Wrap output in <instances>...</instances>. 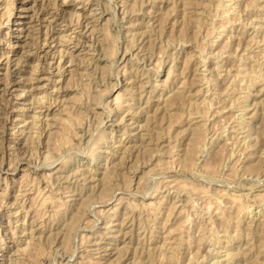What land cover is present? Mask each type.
Listing matches in <instances>:
<instances>
[{"label":"rangeland","instance_id":"obj_1","mask_svg":"<svg viewBox=\"0 0 264 264\" xmlns=\"http://www.w3.org/2000/svg\"><path fill=\"white\" fill-rule=\"evenodd\" d=\"M6 1L8 2V0H0V55L5 53L0 58V264H17L19 261L21 262L20 264H152L153 262V264H159L160 261L158 259L160 260L161 258L159 257L163 255L160 256V251L157 247L164 243L163 238H165L164 236H166L165 234L168 230L170 231L171 229H174L178 236L181 237V243L179 242L176 245V250L173 252L176 256L171 253L172 255L166 257L167 260H163V262H167L165 264H249V262H245L249 261L250 258L256 259L257 257L260 259L259 261L263 260L262 264H264L262 251L264 206L262 202L258 201L264 197V73H262L264 72V0H252L254 2L251 0H225L227 3L231 1L228 3V7L232 4L229 8L232 9L228 10L230 13L228 12L227 16L229 17L225 13L226 19L221 16L223 10L221 9V12L216 9L220 7L216 2L218 1L219 4H222V2L225 3L224 0H197L200 3V7H198L199 4L197 3L195 8L200 13L201 19L199 21L203 24H199L200 22L196 20L197 15L195 16L194 13H186L185 15L183 10V2L185 0H67L69 4H63L65 0H44V4L48 2L44 7L49 11H56L58 6H64L67 9L66 19L64 18L65 22L63 21L59 23L60 25H56L60 38L55 42L50 41L53 48L51 47L52 51H50L48 56H45L42 51H37L36 47L40 45V39L32 38V36H36L33 31L36 32L38 27L41 26L42 30L48 28L49 15L46 16V20L41 21V25H38V22L32 18L35 16L38 5L42 3V0H11L13 3L11 4V16H7L8 13L4 14L8 8ZM195 1L194 3H196ZM208 2L211 4L206 5ZM251 2L255 4L250 5ZM202 3L206 7H201ZM249 6L251 7L249 8ZM174 7L176 8L175 11H173ZM89 12L92 13L90 14ZM193 15L195 21L193 20ZM256 15L259 16L257 17ZM85 16L88 17L86 18ZM7 18H10V20L8 21ZM77 19L78 21L75 22ZM86 21L90 24L87 25ZM225 23H227L226 26L228 28L226 33H223L224 38L221 36L219 38L221 41L217 40L219 24L225 25ZM197 25H199V29ZM260 25L262 26L260 27ZM85 26H87V29H85ZM91 26L94 28L91 29ZM200 28L202 29L200 30ZM213 29L215 30L211 32ZM227 39L229 43H227ZM91 40L92 42H90ZM247 41H251L253 45ZM208 42H213L212 44L210 43L211 48ZM223 42L229 45H224ZM76 43L78 44L77 46L75 45ZM85 43L88 44L86 45ZM102 46L104 47L103 50ZM196 47L198 48L196 49ZM62 48L64 49L63 51H61ZM243 49H245V52ZM191 53H193V56H191ZM196 53L199 54L197 55ZM62 54H64V58L68 56V60L72 59V57L74 59L73 63L64 64V71H58L55 66L61 61L59 57ZM210 54L211 56H209ZM7 55L11 58L10 63L5 58ZM54 55L55 58L53 57ZM247 55L248 57L245 58ZM189 56L191 57L190 59ZM243 58L245 61L244 69L246 72L248 70L250 74L247 73V77L243 78V82H241L242 80H236L235 76L238 74L237 70H239ZM49 63L53 66L49 67V70L47 69L49 72H38L39 68ZM185 64L187 65L185 66ZM34 66L37 67L34 68ZM184 67H189V69L186 68V70ZM205 67L207 68L205 69ZM9 69L15 70L13 74L10 73L11 70ZM66 69L68 70L66 71ZM6 71H9L10 74ZM86 73L87 75H85ZM259 75H263V77H259ZM254 77L255 79H253ZM15 78L17 82L6 87ZM247 78H250V81L252 78L254 81L250 82ZM203 79H206V81ZM165 81L168 84H165ZM189 81L193 84L189 83ZM180 85L184 86V94L187 98L184 97L185 99L177 100L178 103L181 101L179 103L180 109H178L177 105L173 112L167 111L163 106L165 105V100L167 98H175L177 92L182 88ZM129 90L133 93H130ZM195 90H197V94ZM118 92L124 95L120 94V99L124 103L119 102L120 99L117 98ZM174 92H176V95ZM190 92H193V95H188ZM171 94L172 96L175 95V97H172ZM243 96H246V98L249 96L248 100L243 98ZM92 97H96L98 100L96 98L94 100ZM188 97H191L190 100ZM41 99L42 101H40ZM191 99L196 101V104ZM198 99H201L200 102L205 101L206 104L200 105L201 103L198 102ZM184 101L187 102L185 103ZM189 102L190 104H188ZM193 102L194 106L191 104ZM184 103L186 105H183ZM197 103L200 105L198 106L199 108L196 106ZM245 104L248 106H245ZM156 108L158 109L157 111H160H156L157 114L155 113ZM181 110L185 112V115H178L180 113L184 114ZM196 110L200 111L199 114ZM153 111L158 117L163 113L161 117L165 116V118L163 117L165 120L161 117L158 118L153 114ZM192 111L203 116V119L207 118L206 120L204 119V122H206L204 123L203 132V135L206 136H203L205 141L202 139L201 144L198 146L199 150L197 149V152L201 153L196 152L197 155H194L195 160L193 157L194 161L191 160V163L187 162L186 166L187 153L185 151L187 152L188 150L189 153L191 150L189 146L192 147L191 143H193L192 137L194 136L191 134H193V125L196 124L194 121L199 120H189L190 114L188 115V113ZM212 111L217 114L214 115ZM205 112L207 115H205ZM173 114H175L174 117L172 116ZM153 117H157L160 126L154 123L156 118ZM148 118L154 121L148 120ZM160 118L163 120L161 121ZM244 118L245 120H243ZM170 119L173 122H170ZM220 120L224 123H221ZM146 123L150 127L147 128ZM166 125L173 127L169 129ZM161 126L163 128L167 127L168 131L172 130L171 133L169 132V135H166L167 128L164 131ZM153 127L157 129L151 130ZM149 128L152 132L151 135ZM184 128L188 129L184 131ZM217 129L221 130L218 131ZM158 130L161 131L159 133L161 136L157 134L156 131ZM236 130L237 132H235ZM179 131H182L181 134L183 133L185 136L183 134L180 135ZM142 132H147V134ZM103 135L106 140H104ZM63 136L69 138L67 143H62L60 138ZM156 136L157 138H155ZM99 137L102 139L100 140ZM178 137L179 139H177ZM204 137L207 138L205 139ZM147 138H150L149 141H146L148 140ZM228 139L230 142L226 141ZM190 141L191 143L189 144ZM155 142L157 145H155ZM202 142L206 145H202ZM171 145L175 146L171 148L172 151L169 149ZM148 146L150 148L153 146L152 150L150 149L151 152L147 149ZM220 147H222V150L225 149V151L223 150L219 153ZM217 149L218 151H216ZM123 150L126 154H123ZM168 150L170 151L167 152ZM174 154L177 158L171 159L170 157H173ZM178 156L179 160L181 159L183 162L180 163L178 161ZM224 156H227V158ZM161 159L162 162H160ZM165 159L171 162L169 161L168 164L163 161ZM175 159L177 160L174 164L173 161ZM157 161H159V164ZM210 165L212 168H210ZM183 166L186 168L184 169ZM83 173L84 175H82ZM108 173L110 180L107 179ZM68 174L69 177L67 178ZM102 176L106 178L103 180ZM179 181H181L180 184ZM66 183L67 185H65ZM102 185L108 187L106 188ZM198 188H200V191L205 192L203 194L206 197L200 191L199 194L203 197L199 196L198 192H196ZM178 189H181L182 192ZM183 189H186L184 190L185 192ZM75 190L77 192H74ZM102 190L108 192L104 193ZM217 191H226L225 193L227 194L229 192L240 194L241 197L244 195L242 198H245V202L248 198L247 203L252 207V210L249 207L251 210L249 212L251 213L248 212L246 215L239 213L234 205L224 199L227 203L224 200L221 203L224 204L225 202L227 205L222 204L221 207L223 206V209L227 211V213L224 212L226 215H221L220 217L218 214L219 217L218 215L215 216L214 200L219 194V192L217 194ZM210 192L213 194L212 197ZM258 194L261 196L259 199H257ZM89 197L90 200L87 199ZM46 198L48 201L44 202L43 200ZM161 200H165L164 203L162 201V205ZM209 200L212 201L209 202ZM82 201H85V203L83 202L84 205L81 203ZM143 203H146V205ZM150 203L151 206L153 203L152 208L156 209L157 207V210L154 211L151 206L147 208ZM183 203L184 206L186 205L185 207ZM62 204H66L65 208L64 206L61 208ZM208 204L213 205L214 211L210 210V213H208ZM229 204L233 207L228 206ZM56 205H58V208ZM59 209L63 210V212L59 211ZM79 209H81V212ZM60 213L65 216H61L62 214L60 215ZM74 213H77L76 216ZM112 214L115 216H112ZM72 215L75 219L71 218ZM224 216H226L225 219H223ZM180 219L186 225L180 223ZM179 224L182 227L181 229L178 227ZM226 226L230 229L226 230ZM176 227L177 229L175 230ZM31 228H33L34 232ZM157 228L160 229L158 230ZM224 229L227 232H224ZM235 229H238V231L240 229V238H235V235H233L236 234ZM260 231L263 232L261 233ZM189 236L191 245H189L187 240ZM183 238H186L185 241ZM202 239L203 241H201ZM255 242H259L257 243L258 245ZM100 246L102 248L109 246L108 250H114V252L110 255L101 253L105 251L104 249L99 250ZM251 246H254L251 251L253 254L250 251L248 252L249 249H247ZM25 248L26 250H24ZM151 250L155 252H151ZM157 251L158 253H156ZM97 253L101 254L98 255ZM168 253L164 255L167 256ZM157 254L158 258L155 256ZM254 255L257 256L253 257ZM151 256L153 257L152 259ZM169 256L171 260H168ZM149 258L152 260H150L151 263H149ZM155 259L157 263L153 261ZM163 262L161 263L164 264Z\"/></svg>","mask_w":264,"mask_h":264},{"label":"bare ground","instance_id":"obj_2","mask_svg":"<svg viewBox=\"0 0 264 264\" xmlns=\"http://www.w3.org/2000/svg\"><path fill=\"white\" fill-rule=\"evenodd\" d=\"M85 1H86V0H85ZM127 1H128V0H127ZM127 1H126V2H127ZM152 1H153V0H152ZM182 1H183V0H182ZM194 1H195V0H185V1L183 2V4H184V5H183V10L185 11V15H186V13H194L195 16L197 15V16H196V17H197L196 20L199 21V20L201 19V18H200L201 16H200V13L197 12V10H196L197 8H195V7H196L195 4H197L198 2H197V0H196V1H195L196 3H194ZM224 1H225V0H224ZM226 1H227V0H226ZM226 1H225V3L222 2V4H224V5H222L221 3L219 4L218 1L216 2V4H217L218 6H220V7L222 6L221 8H220V7H217L216 9H219L220 11H221V9L223 10L224 15H223V13H222L221 16H222V18L225 17V19H226V16L228 15V12L230 13V11H228V10H231V9H232V8L229 9V8L232 6V4H231L230 7H228V3L231 2L232 0L229 1L228 3H227ZM251 1H252V0H251ZM261 1H263V0H261ZM61 2H62V1H61ZM87 2H89V1H87ZM96 2H97V1H96ZM249 2H250V1H249ZM252 2H254V1H252ZM252 2H251L250 5H254V4H255V3L252 4ZM7 3H8V4H7ZM124 3H125V2H124ZM174 3H175V1H174ZM205 3H206V2H205ZM235 3H236V2H235ZM256 3H257V1H256ZM262 3H263V2H262ZM11 4H13L11 0H8V2L6 1V5H8V8L6 9V12H4V14H7V13H8L7 16H8V15L11 16V9H12V8H11V7H12ZM45 4H46V3H45ZM45 4H44V0H42V3H41L40 5H38L39 7H38L37 11L35 12V16H33L32 18H33L35 21L38 22V25H41V21L46 20V16L49 15V16H50V18H49L50 20H49L48 17H47V19L49 20V23H48V25L46 24V25L48 26V28H46L45 30H42V29H41V26L38 27V28H37L38 30H36V32L33 31V32L35 33L36 36H34V37L32 36V38L35 39V37H36L37 39H40V42H41V43H40L39 46L36 47V48H37V51H42V52L44 53L45 56H48V55H50V54H49L50 51H52V50H51L52 45H51L50 41L55 42L58 38H60V37H59V36H60L59 31L56 30V25H60V24H59L60 22H63V21L65 22L64 18L66 19L65 16H66L67 9H66L64 6H63V7L58 6V9H57L56 11H52V10L49 11V10H47V9L44 7ZM47 4H48V2H47ZM47 4H46V5H47ZM54 4H55V2H54ZM54 4H52V5H54ZM63 4H69V3H68L67 0H65V1L63 2ZM131 4H132V3H131ZM134 4H135V3H134ZM198 4H199L198 7H200V3H198ZM203 4H204V3H202L201 7L204 6ZM210 4H211V3L208 2V4H206V5H210ZM212 4H213V3H212ZM225 4H227V5H225ZM237 4H238V3H237ZM1 5H2V4H1ZM10 5H11V6H10ZM50 5H51V4H50ZM61 5H62V4H61ZM173 5H174V4H173ZM173 5H172V6H173ZM206 5H205L204 7H206ZM217 5H216V6H217ZM9 6H10V7H9ZM48 6H49V5H48ZM212 6H213V5H212ZM234 6H235V5H234ZM237 6H238V5H237ZM261 6H263V5L261 4ZM94 7H95V6H94ZM175 7H177V6H175ZM175 7H174L173 11H175V9H176ZM213 7H214V6H213ZM247 7H248V3H247ZM247 7H246V8H247ZM250 7H251V6H249V8H250ZM259 7H260V6H259ZM91 8H93V7H91ZM99 8H100V7H99ZM178 8H179V5H178ZM178 8H177V9H178ZM210 8H211V6H210ZM214 8H215V7H214ZM236 8H237V7H236ZM254 8H255V7H254ZM54 9H55V8H54ZM216 9H214V10L216 11ZM233 9H234V8H233ZM93 10H94V9H93ZM125 10H126V9H125ZM147 10H148V9H147ZM178 10H179V9H178ZM178 10H177V11H178ZM208 10H209V9H208ZM219 10H218V11H219ZM116 11H117V10H116ZM148 11H149V10H148ZM148 11H147V12H148ZM180 11H181V10H180ZM220 11H219V12H220ZM121 12H122V10H121ZM142 12H143V11H142ZM152 12H153V11H152ZM221 12H222V11H221ZM221 12H220V13H221ZM234 12H235V11H234ZM2 13H3V12H2ZM89 13L91 14L92 12H89ZM94 13H95V11H94ZM210 13H211V11H210ZM215 13H216V12H215ZM220 13H219V14H220ZM225 13H226V16H225ZM262 13H263V12H262ZM4 14H3V15H4ZM78 14H80V13H78ZM99 14H100V13H99ZM130 14H131V13H130ZM202 14H203V13H202ZM211 14H212V13H211ZM80 15H81V14H80ZM83 15H84V14H83ZM85 15H86V14H85ZM101 15H102V14H101ZM153 15H154V14H153ZM188 15H190V14H188ZM147 16H148V15H147ZM210 16H211V15H210ZM214 16H215V15H214ZM256 16H257V15H256ZM258 16H259V15H258ZM258 16H257V17H258ZM85 17H86V16H85ZM87 17H88V16H87ZM87 17H86V18H87ZM132 17H133V16H132ZM149 17H150V16H149ZM189 17H190V16H189ZM193 17H194V15H193ZM208 17H209V16H208ZM215 17H216V16H215ZM227 17H229V16H227ZM263 17H264V16H263ZM98 18H99V17H98ZM106 18H107V16H106ZM190 18H191V17H190ZM203 18H204V17H203ZM211 18H213V17H211ZM230 18H231V17H230ZM255 18H256V17H255ZM7 19H8V21L10 20V18H7ZM69 19H70V17H69ZM147 19H148V18H147ZM194 19H195V17L193 18V20H194ZM213 19H214V18H213ZM259 19H260V18H259ZM72 20H73V19H72ZM87 20H88V19H87ZM70 21H71V19H70ZM77 21H78V19H77L75 22H77ZM84 21H85V20H84ZM194 21H195V20H194ZM209 21H210V20H209ZM209 21H208V22H209ZM213 21H214V20H213ZM213 21H212V22H213ZM228 21H229V19H228ZM1 22H2V21H1ZM80 22H81V20H80ZM86 22H87V21H86ZM147 22H148V21H147ZM149 22H150V20H149ZM199 22H200V21H199ZM70 23H71V22H70ZM96 23H97V22H96ZM150 23H151V22H150ZM201 23H202V22H200L199 24H201ZM252 23H253V22H252ZM61 24H62V23H61ZM78 24H79V22H78ZM84 24H85V23H84ZM89 24H90V23L87 22V25H89ZM131 24H132V23H131ZM133 24H135V23L133 22ZM143 24H144V23H143ZM197 24H198V23H197ZM202 24H203V23H202ZM213 24H214V23H213ZM85 25H86V24H85ZM104 25H105V24H104ZM150 25H151V24H150ZM219 25H220V26L218 27L219 30H218V33H217L218 35L216 34V35H217V36H216V37H217V40H220L219 38H220L221 36L223 37V33L225 34V33H226V30H227V28H228V26H226L227 23H225V25H224V24H222V25L219 24ZM195 26H196V25H195ZM198 26H199V25H197V28H198ZM212 26H215V25H212ZM261 26H262V25H260V27H261ZM85 27H86L85 29H87V26H85ZM91 27H92V26H91ZM133 27H134V26H133ZM136 27H137V26H136ZM253 27H255V26H253ZM34 28H35V27H34ZM93 28H94V27H92L91 29H93ZM148 28H149V27H148ZM211 28H212V27H211ZM218 28H217V29H218ZM255 28H256V27H255ZM198 29H199V28H198ZM201 29H202V28H200V30H201ZM94 30H95V29H94ZM200 30H199V32H200ZM214 30H215V29H213L211 32H213ZM30 31H31V30H30ZM99 31H100V30H99ZM103 31H104V30H103ZM88 32H89V31H88ZM195 32H196V31H195ZM199 32H198V33H199ZM211 32H209V33L212 35ZM104 33H105V31H104ZM145 33H146V32H145ZM149 33H150V32H149ZM229 33H230V32H229ZM241 33H242V32H241ZM252 33H253V32H252ZM32 34H33V33H32ZM91 34H92V33H91ZM126 34H127V33H126ZM214 34H215V33H214ZM242 34H243V33H242ZM104 35H105V34H104ZM230 35H231V34H230ZM87 36H89V35H87ZM92 36H93V35H92ZM101 36H102V35H101ZM209 36H210V35H209ZM213 36H214V35H213ZM213 36H212V38H213ZM225 36H226V35H225ZM228 36H229V35H228ZM66 37H68V36H66ZM106 37H107V36H106ZM106 37H105V38H106ZM207 37H208V36H207ZM231 37H232V35H231ZM252 37H253V35H252ZM76 38H77V37H76ZM101 38H102V37H101ZM223 38H224V37H223ZM66 39H67V38H66ZM214 39L216 40V38H214ZM214 39H213V40H214ZM64 40H65V39H64ZM213 40H212V41H213ZM224 40H226V39H224ZM251 40H252V39H251ZM66 41H67V40H66ZM220 41H221V40H220ZM255 41H256V40H255ZM36 42H37V41H36ZM90 42H92V40H91ZM101 42H102V41H101ZM247 42H248V41H247ZM249 42H251V41H249ZM249 42H248V43H249ZM70 43H71V42H70ZM88 43H89V42H88ZM88 43H87V44H88ZM102 43H104V42H102ZM204 43H205V42H204ZM208 43H209V42H208ZM210 43H211V42H210ZM210 43H209V44H210ZM212 43H213V42H212ZM212 43H211V44H212ZM227 43H229L228 39H227ZM227 43H224V42H223L224 45H226ZM251 43H252V42H251ZM256 43H257V42H256ZM12 44H13V43H12ZM85 44H86V43H85ZM87 44H86V45H87ZM107 44H108V43H107ZM211 44H210V48H211ZM215 44H216V41H215ZM217 44H218V42H217ZM230 44H231V43H230ZM35 45H36V44H35ZM57 45H58V44H57ZM75 45L77 46L78 44L76 43ZM90 45H91V44H90ZM108 45H109V44H108ZM206 45H207V44H206ZM227 45H229V44H227ZM252 45H253V43H252ZM139 46H140V45H139ZM213 46H215V45L213 44ZM222 46H223V45H222ZM248 46H249V44H248ZM248 46H246V47H248ZM81 47H82V45H81ZM108 47H109V46H108ZM140 47H141V46H140ZM140 47H139V48H140ZM52 48H53V47H52ZM103 48H104V47L102 46V50H103ZM197 48H198V47H196V49H197ZM217 48H218V47H217ZM222 48L224 49V47H222ZM226 48H227V47H226ZM249 48H250V47H249ZM251 48H252V47H251ZM218 49H220V48H218ZM245 49H246V48H245ZM245 49H243V51H244ZM63 50H64V49L62 48L61 51H63ZM100 50H101V49H100ZM106 50H107V49H106ZM108 50H109V49H108ZM126 50H127V49H126ZM193 50H194V49H193ZM246 50H247V49H246ZM260 50H261V49H260ZM66 51H67V50H66ZM87 51H88V50H87ZM205 51H206V50H205ZM216 51H217V50H216ZM222 51H223V50H222ZM225 51H226V50H225ZM68 52H69V51H68ZM124 52H125V51H124ZM209 52H210V51H209ZM211 52H212V51H211ZM244 52H245V51H244ZM256 52H257V51H256ZM204 53H205V52H204ZM215 53H216V52H215ZM218 53H219V52H218ZM229 53H230V52H229ZM250 53H252V52H250ZM250 53H249V55H250ZM4 54H5V53H4ZM4 54H1V55H0V58H2V57L4 56ZM53 54H54V53H53ZM59 54H61V53L59 52ZM64 54H65V53H64ZM64 54H62V55L59 57L61 61H62V58H63V61H62V62L60 61L59 64H57L58 67L55 66V67L58 69V71L63 70V68H64V66H65L64 64H66V63H67V64H68V63H73V59H74V58L71 56L72 59H70V58H71V57H70V58H69L70 60H68V59H67V57H68L67 54H66L67 57H65V58H64V56H63ZM73 54H74V53H73ZM137 54H138V53H137ZM145 54H146V53H145ZM151 54H152V53H151ZM192 54H193V53H191V56H193ZM196 54L198 55L199 53H196ZM200 54H201V53H200ZM225 54H226V53H225ZM257 54H258V53H257ZM9 55H10V53H9ZM9 55H7V57H5V58H7L8 63L11 62V58L9 57ZM69 55H70V54H69ZM74 55H75V54H74ZM99 55H100V54H99ZM102 55H103V54H102ZM134 55H135V54H134ZM148 55H149V52H148ZM213 55H214V53H213ZM223 55H224V54H223ZM244 55H245V54H244ZM244 55H243V57H244ZM255 55H256V54H255ZM263 55H264V54H263ZM57 56H58V55H57ZM130 56H131V55H130ZM143 56H144V55H143ZM149 56H150V55H149ZM151 56H152V55H151ZM195 56H196V55H195ZM209 56H211V54H210ZM231 56H232V55H231ZM250 56H251V55H250ZM250 56H249V57H250ZM253 56H254V55H253ZM253 56H252V58H253ZM259 56H260V55H259ZM51 57H52V56H51ZM53 57L55 58V55H54ZM104 57H105V56H104ZM200 57H201V56H200ZM200 57H199V58H200ZM246 57H248V55L245 56V58H246ZM101 58H102V57H101ZM126 58H127V57H126ZM126 58H125V59H126ZM145 58H146V57H145ZM190 58H191V57L189 56V59H190ZM193 58H194V57H193ZM216 58H217V57H216ZM84 59H85V58H84ZM140 59H141V58H140ZM149 59H150V58H149ZM201 59H202V58H201ZM201 59H200V60H201ZM204 59H205V56H204ZM250 59H251V58H250ZM5 60H6V59H5ZM19 60H20V59H19ZM88 60H89V59H88ZM158 60H159V59H158ZM198 60H199V59H198ZM211 60H212V59H211ZM242 60H243V61H242V63H240V66H239L240 68H239V70H237V71H238V72H237L238 74L235 76V77H236V78H235L236 80H242L243 78L247 77V73H249V71L247 70V68H246L247 72H246L245 69H244V68H245V66H244V65H245V64H244V63H245L244 58H243ZM251 60H252V59H251ZM25 61H26V60H25ZM155 61H156V60H155ZM189 61H190V60H189ZM201 61H203V60H201ZM214 61H215V60H214ZM220 61H221V60H220ZM220 61H219V62H220ZM240 61H241V60H240ZM240 61H239V62H240ZM246 61H247V60H246ZM20 62H21V61H20ZM82 62H83V61H82ZM160 62H161V61H160ZM27 63H28V62H27ZM95 63H96V61H95ZM95 63H94V64H95ZM158 63H159V62H158ZM162 63H163V61H162ZM187 63H188V62H187ZM204 63H205V62H204ZM16 64H17V63H16ZM16 64H15V66H16ZM39 64H40V63H39ZM78 64H79V63H78ZM124 64H125V63H124ZM156 64H157V63H156ZM156 64H155V66H156ZM195 64H196V63H195ZM195 64H194V65H195ZM219 64H220V63H219ZM236 64H237V63H236ZM247 64H248V63H247ZM69 65H71V64H69ZM69 65H68V66H69ZM89 65H90V64H89ZM97 65H98V64H97ZM97 65H96V66H97ZM135 65H136V64H135ZM159 65H160V64H159ZM186 65H187V64H185V66H186ZM78 66H79V65H78ZM93 66H94V65H93ZM125 66H126V65H125ZM144 66H145V65H144ZM144 66H143V67H144ZM195 66H196V65H195ZM202 66H203V65H202ZM222 66H223V65H222ZM251 66H252V65H251ZM8 67H9V66H8ZM16 67H17V66H16ZM31 67H32V66H31ZM36 67H37V66H36ZM36 67L34 66V68H36ZM47 67H48V68H47ZM49 67H53V66L50 65V63H49V64H47L46 66L44 65L42 68H39L38 72H39V71H40V72L48 71V70H49ZM147 67H148V66H147ZM157 67H158V66H157ZM157 67H156V68H157ZM170 67H171V66H170ZM215 67H216V66H215ZM247 67H248V66H247ZM66 68H67V67H66ZM98 68H99V67H98ZM131 68H132V67H131ZM140 68H141V67H140ZM184 68L186 69L187 67H184ZM206 68H207V67H205V69H206ZM237 68H238V67H237ZM262 68H263V67H262ZM7 69H8V68H7ZM47 69H48V70H47ZM68 69H70V68H68ZM68 69H66V71H67ZM73 69H74V68H73ZM78 69H79V68H78ZM144 69H145V68H144ZM148 69H149V68H148ZM150 69H151V68H150ZM187 69H189V67H188ZM187 69H186V70H187ZM250 69H251V68H250ZM254 69H256V68H254ZM9 70H11V69H9ZM33 70L37 71L36 69H33ZM64 70H65V69H64ZM64 70H63V71H64ZM74 70H75V69H74ZM123 70H124V68H123ZM141 70H142V69H141ZM155 70H156V69H155ZM172 70H173V69H172ZM198 70H200V69H198ZM252 70H253V68H252ZM256 70H257V69H256ZM256 70H255V71H256ZM14 71H15V70H13V71L11 70L10 73L13 74ZM69 71H71V70H69ZM72 71H73V70H72ZM80 71H81V70H80ZM94 71H95V70H94ZM127 71H128V70H127ZM260 71H262V70H260ZM6 72H7V71H6ZM33 72H34V71H33ZM48 72H49V71H48ZM85 72H86V71H85ZM89 72H90V71H89ZM91 72H92V71H91ZM146 72H147V71H146ZM194 72H195V71H194ZM194 72H193V73H194ZM252 72H253V71H252ZM257 72H258V70H257ZM7 73H9V71H8ZM10 73H9V74H10ZM81 73H82V72H81ZM171 73H172V72H171ZM174 73H175V72H174ZM204 73H205V72H204ZM253 73H254V72H253ZM262 73H264V72H262ZM14 74H15V73H14ZM41 74H42V73H41ZM77 74H78V73H77ZM82 74H83V73H82ZM135 74H136V73H135ZM137 74H138V73H137ZM154 74H155V73H154ZM249 74H250V73H249ZM251 74H252V73H251ZM255 74H256V72H255ZM85 75H87V73H86ZM146 75H147V74H146ZM169 75H170V72H169ZM174 75H175V74H174ZM180 75H182V74L180 73ZM183 75H184V74H183ZM206 75H207V74H206ZM257 75H258V74H257ZM257 75H256V76H257ZM5 76H6V75H5ZM13 76H14V75H13ZM72 76H73V75H72ZM88 76H89V75H88ZM141 76H142V75H141ZM143 76H144V75H143ZM193 76H194V74H193ZM196 76H197V75H196ZM198 76H199V75H198ZM210 76H211V75H210ZM217 76H218V75H217ZM217 76H216V77H217ZM261 76L263 77V75H259V77H261ZM18 77H19V76H18ZM20 77H21V76H20ZM169 77H170V76H169ZM171 77H172V76H171ZM194 77H195V76H194ZM204 77H205V76H204ZM249 77H250V75H249ZM251 77H252V76H251ZM196 78H197V77H196ZM205 78H206V77H205ZM263 78H264V77H263ZM38 79H39V78H38ZM140 79H141V78H140ZM207 79H208V78H207ZM209 79H210V78H209ZM218 79H219V78H218ZM229 79H230V78H229ZM247 79H248V78H247ZM249 79H250V78H249ZM249 79H248V80H249ZM253 79H255V77H254ZM256 79H257V78H256ZM260 79H261V78H260ZM89 80H90V79H89ZM126 80H127V79H126ZM135 80H136V79H135ZM183 80H184V79H183ZM195 80H196V79H195ZM199 80H200V79H199ZM203 80H204V79H203ZM232 80H233V79H232ZM244 80H245V79H244ZM257 80H258V79H257ZM56 81H57V80H56ZM56 81H55V82H56ZM145 81H146V80H145ZM148 81H149V80H148ZM185 81H186V80H185ZM204 81H206V79H205ZM209 81H210V80H209ZM213 81H214V80H213ZM230 81H231V79H230ZM249 81H250V80H249ZM251 81L253 82L254 80H252V78H251ZM251 81H250V82H251ZM261 81H262V79H261ZM263 81H264V79H263ZM15 82H17V79H16V78H15L14 80L12 79V81H10V82L7 84L6 87H9L10 84H13V83H15ZM190 82H191V81H189V83H190ZM193 82H195V81H193ZM234 82L236 83V81H234ZM239 82H240V81H239ZM241 82H243V80H242ZM250 82H249V83H250ZM255 82H256V81H255ZM144 83H145V82H144ZM158 83H159V82H158ZM171 83H172V82H171ZM191 83H192V82H191ZM198 83H199V82H198ZM218 83H219V82H218ZM139 84H140V83H139ZM148 84H149V83H148ZM156 84H157V83H156ZM159 84H160V83H159ZM161 84H162V83H161ZM163 84H164V83H163ZM165 84H168V83H166V81H165ZM192 84H193V83H192ZM201 84H202V83H201ZM215 84H216V83H215ZM228 84H229V83H228ZM236 84H237V83H236ZM252 84H253V83H252ZM58 85H59V84H58ZM89 85H90V84H89ZM182 85H184V84H182ZM182 85H180V87H181ZM196 85H197V84H196ZM216 85H218V84H216ZM238 85H239V84H238ZM157 86H158V85H157ZM192 86H193V85H192ZM249 86H251V85H249ZM254 86H255V85H254ZM263 86H264V85H263ZM263 86H262V87H263ZM89 87H90V86H89ZM140 87H141V86H140ZM164 87H165V86H164ZM178 87H179V86H178ZM183 87H184V86H182V88H181L180 90H179V88H178L179 91L177 92V95L175 94L176 92H174V94L176 95V97H175V95L172 96V94H171V96H172V97H175V98L172 99V98H170V97H171V96H170V97H169L170 99L167 98V100H165L166 102H165V105H163V106L165 107V109H166L167 111H172V112H173V110L175 109V107H176L177 105H178L177 107H179V105H180L179 103H181V101L178 103L177 100H178V99H179V100H180V99H183L184 97L187 98L186 95L184 94V88H183ZM218 87H219V85H218ZM232 87H233V86H232ZM239 87H240V85H239ZM34 88H35V87H34ZM128 88H130V87H128ZM131 88H132V87H131ZM135 88H136V87H135ZM196 88H197V87H196ZM226 88H227V87H226ZM5 89H7V88H5ZM92 89H93V88H92ZM164 89H165V88H164ZM190 89H191V88H190ZM190 89H189V90H190ZM200 89H201V88H200ZM207 89H208V88H207ZM231 89H232V88H231ZM234 89H236V88L234 87ZM251 89H252V88H251ZM95 90H96V88H95ZM198 90H199V88H198ZM261 90H262V89H261ZM96 91H97V90H96ZM129 91H130V90H129ZM138 91H139V90H138ZM162 91H163V90H162ZM185 91H186V90H185ZM187 91H188V90H187ZM196 91H197V90H195V93H196ZM225 91H226V90H225ZM229 91H230V90H229ZM235 91H236V90H235ZM238 91H240V90H238ZM238 91H237V92H238ZM242 91H243V90H242ZM93 92H94V91H93ZM131 92H132V91H130V93H131ZM188 92H189V91H188ZM204 92H205V91H204ZM204 92H203V94H204ZM207 92H208V91H207ZM232 92H233V91H232ZM118 93H119V94H117V98L120 99V98H121V96H120L121 93H120V92H118ZM132 93H133V92H132ZM139 93H140V92H139ZM152 93H153V92H152ZM172 93H173V92H172ZM195 93H194V94H195ZM200 93H201V90H200ZM247 93H248V92H247ZM250 93H251V92H250ZM190 94L193 95V92H192V93L190 92L188 95H190ZM196 94H197V93H196ZM196 94H195V96H197ZM228 94H229V93H228ZM245 94H246V92H245ZM248 94H249V93H248ZM91 95H92V94H91ZM91 95H90V96H91ZM93 95H94V94H93ZM97 95H98V94H97ZM121 95H122V94H121ZM147 95H148V94H147ZM152 95H153V94H152ZM198 95H199V94H198ZM207 95H208V94H207ZM242 95H243V94H242ZM118 96H119V97H118ZM122 96H124V95H122ZM215 96H216V95H215ZM239 96H240V95H239ZM93 97H94V96H93ZM93 97H92V99L95 100L96 97H95V98H93ZM203 97H204V95H203ZM248 97H249V96H247V98H248ZM42 98H43V97H42ZM46 98H48V97H46ZM51 98H52V97H51ZM128 98H129V97H128ZM185 98H184V99H185ZM190 98H191V97H188L189 100H190ZM194 98H195V97H194ZM194 98H193V99H194ZM211 98H212V97H211ZM225 98H226V97H225ZM243 98H245L246 100H248V99L246 98V96H245V97L243 96ZM38 99H40V98H38ZM96 99H97V98H96ZM165 99H166V98H165ZM188 99H187V101H189ZM213 99H214V98H213ZM215 99H216V98H215ZM219 99H220V98H219ZM229 99H230V97H229ZM237 99H238V98H237ZM52 100H53V99H52ZM54 100H56V99H54ZM89 100H90V99H89ZM89 100H88V101H89ZM97 100H98V99H97ZM149 100H150V99H149ZM149 100H148V101H149ZM191 100H192V99H191ZM194 100H195V99H194ZM194 100H192V101H194ZM198 100H199V99H198ZM200 100H201V99H200ZM200 100H199L198 102H200ZM38 101H39V100H38ZM40 101H42V99H41ZM128 101H129V99H128ZM146 101H147V100H146ZM150 101H151V100H150ZM187 101H186V102H187ZM206 101H207V100H206ZM208 101H209V100H208ZM235 101H236V99H235ZM55 102H56V101H55ZM82 102H83V101H82ZM90 102H91V101H90ZM119 102H123L122 99H120ZM182 102H183V101H182ZM184 102H185V101H184ZM186 102H185V103H186ZM194 102H195V104H196V101H194ZM194 102L191 103V104H193V106H194ZM202 102H204V103H202ZM230 102H231V101H230ZM233 102H234V101H233ZM237 102H238V101H237ZM38 103H39V102H38ZM42 103H43V102H42ZM49 103H50V102H49ZM53 103H54V102H53ZM53 103H52V104H53ZM123 103H124V102H123ZM125 103H126V101H125ZM185 103H184L183 105H186ZM200 103H201L200 105L206 104L205 101H201ZM207 103H208V102H207ZM218 103H219V102H218ZM244 103H245V102H244ZM254 103H255V102H254ZM256 103H257V102H256ZM259 103H260V102H259ZM263 103H264V102H263ZM36 104H37V103H36ZM40 104H41V103H40ZM43 104H44V103H43ZM43 104H42V105H43ZM47 104H48V103H47ZM47 104H46V105H47ZM102 104H103V103H102ZM116 104H117V103H116ZM119 104H121V103H119ZM119 104H118V106H120ZM127 104H129V103H127ZM188 104H190V102H189ZM240 104H241V103H240ZM240 104H239V105H240ZM114 105H115V104H114ZM130 105H131V104H130ZM200 105L197 103V105H196L197 108H199L198 106H200ZM211 105H212V103H211ZM217 105H218V104H217ZM223 105H224V104H223ZM251 105H252V104H251ZM257 105H259V104H257ZM35 106H36V105H35ZM85 106H86V105H85ZM118 106H117V107H118ZM121 106H122V104H121ZM161 106H162V105H161ZM161 106H160V108H161ZM205 106H206V105H205ZM228 106H229V105H228ZM230 106H231V104H230ZM245 106H248V105L245 104ZM245 106H244V108H245ZM252 106H253V105H252ZM263 106H264V104H263ZM46 107H47V106H46ZM86 107H87V106H86ZM141 107H142V106H141ZM158 107H159V106H158ZM203 107H204V106H203ZM212 107H213V106H212ZM33 108H34V107H33ZM111 108H112V107H111ZM120 108H121V107H120ZM120 108H119V109H120ZM181 108H182V107H181ZM187 108H188V107H187ZM200 108H201V107H200ZM209 108H210V107H209ZM209 108H208V109H209ZM246 108H247V107H246ZM34 109H35V108H34ZM48 109H49V107H48ZM116 109H117V108H116ZM138 109H139V108H138ZM178 109H180V107H179ZM183 109H184V108H183ZM203 109H204V108H203ZM203 109H202V110H203ZM211 109H212V108H211ZM218 109H219V108H218ZM222 109H223V108H222ZM222 109H221V111H222ZM233 109H234V108H233ZM241 109H242V107H241ZM252 109H253V108H252ZM35 110H36V109H35ZM157 110H158V109L156 108L155 113H156ZM202 110H201V111H202ZM209 110H210V109H209ZM235 110H236V109H235ZM127 111H128V110H127ZM136 111H137V110H136ZM141 111H142V110H141ZM167 111H166V112H167ZM196 111H197V110H196ZM204 111H205V110H204ZM217 111H218V110H217ZM253 111H254V110H253ZM144 112H145V111H144ZM157 112H160V111H157ZM164 112H165V111H164ZM181 112H183L184 114L180 113V114H178L179 116H180V115H181V116H182V115H185V112H184V111L181 110ZM192 112H193V111H192ZM192 112H191V113H188V115L190 114V115H189V118H190L189 120H190V121H193V120H195V119H199V120H197V121L195 120V121H194V122H196L195 125L192 124V125L194 126L193 131H192L194 135H193V134H191V135L194 136V137L191 136V137L193 138V139H192V140H193V143H191L192 140L189 142V144L191 143V145H192V147L189 146V148H191L190 152L188 153V150H187V152L185 151V153H187V156L185 155V156H186V159H185V160H186V162H185V163H186V166H187V162H190V163H191V160H192V161L195 160L194 155H197L196 152H197L198 146L201 144V140L203 139V136H206V135H203L204 127H205V126H204V123L206 122V121L204 122V119H205V118L203 119V116L198 115L200 111H199V112L197 111L198 114H197V112H195V113L193 112V114H192ZM208 112H209V111H208ZM212 112H213V111H212ZM229 112H230V111H229ZM34 113H35V112H34ZM134 113H135V112H134ZM136 113H137V112H136ZM146 113H147V112H146ZM201 113H203V112H201ZM201 113H200V114H201ZM205 113H206V112H205ZM221 113H222V112H221ZM221 113H220V115H221ZM230 113H231V112H230ZM129 114H130V113H129ZM132 114H133V113H132ZM150 114H151V113H150ZM153 114H154V111H153ZM153 114H152V116L156 115L157 113L154 114V115H153ZM162 114H163V113H162ZM162 114L159 115V117H161ZM168 114H169V113H168ZM168 114H167V115H168ZM170 114H171V112H170ZM194 114H195V115H194ZM196 114H197V115H196ZM213 114H214V112H213ZM213 114H212V115H213ZM215 114H217V113H215ZM215 114H214V115H215ZM231 114H232V113H231ZM241 114H242V113H241ZM241 114H240V115H241ZM252 114H253V113H252ZM33 115H34V114H33ZM33 115H32V116H33ZM94 115H95V114H94ZM124 115H125V114H124ZM174 115H175V114H173L172 116L174 117ZM188 115H187V116H188ZM205 115H207V113H206ZM212 115H211V116H212ZM228 115H230V114H228ZM234 115H235V113H234ZM234 115H232V117H234ZM243 115H244V114H243ZM245 115H246V114H245ZM35 116H36V115H35ZM122 116H123V115H122ZM131 116H132V115H131ZM150 116H151V115H150ZM150 116H149V117H150ZM152 116H151V117H152ZM156 116L158 117V115H156ZM172 116H171V117H172ZM225 116H226V114H225ZM230 116H231V115H230ZM252 116H253V115H252ZM257 116H258V115H257ZM37 117H38V116H37ZM135 117H136V116H135ZM146 117H147V116H146ZM157 117H153V118H156V119H154V120H156V122H154V123H157V124H159V126H160V123H158L159 120L157 119ZM159 117H158V118H159ZM163 117L165 118V116H163ZM163 117H161V118H163ZM168 117H169V116H168ZM171 117H170V118H171ZM199 117H200V118H199ZM232 117H231V118H232ZM144 118H145V117H144ZM161 118H160V120H161ZM164 118H163V119H164ZM184 118H185V116H184ZM187 118H188V117H187ZM187 118H186V119H187ZM241 118H242V117H241ZM36 119H37V118H36ZM122 119H123V118H122ZM129 119H130V118H129ZM132 119H133V118H132ZM132 119H131V120H132ZM146 119H147V118H146ZM149 119H151V118H148V120H149ZM163 119H162V120H163ZM179 119H180V118H179ZM181 119H182V117H181ZM206 119H207V118H206ZM206 119H205V120H206ZM209 119H210V118H209ZM124 120H125V119H124ZM151 120H152V119H151ZM151 120H150V121H151ZM154 120H152V121H154ZM157 120H158V121H157ZM162 120H161V121H162ZM164 120H165V119H164ZM184 120H185V119H184ZM187 120H188V119H187ZM187 120H186V122H187ZM214 120H215V119H214ZM243 120H245V118H244ZM35 121H36V120H35ZM150 121H148V122H150ZM161 121H160V122H161ZM169 121H170V122H173L171 119H170ZM169 121H167V122H169ZM210 121H211V120H210ZM220 121H221V120H220ZM220 121H219V122H220ZM223 121H224V120H223ZM127 122H128V121H127ZM170 122H169V123H170ZM244 122H246V121H244ZM35 123H36V122H35ZM128 123H130V122H128ZM131 123H132V122H131ZM133 123H134V122H133ZM187 123H188V122H187ZM217 123H218V121H217ZM221 123H224V122L221 121ZM111 124H112V123H111ZM137 124H138V123H137ZM137 124H136V125H137ZM146 124H147V123H146ZM146 124H145V125H146ZM151 124H152V123H151ZM237 124H238V123H237ZM248 124H249V123H248ZM248 124H247V125H248ZM35 125H36V124H35ZM46 125H47V124H46ZM51 125H52V124H51ZM55 125H56V124H55ZM152 125H153V124H152ZM168 125H169V124H168ZM168 125H166V126L169 127ZM214 125H215V124H214ZM218 125H219V124H218ZM250 125H251V124H250ZM250 125H249V126H250ZM36 126H38V125H36ZM44 126H45V125H44ZM47 126H48V125H47ZM166 126H165V127H166ZM190 126H191V123H190ZM233 126H234V125H233ZM241 126H242V125H241ZM251 126H252V125H251ZM30 127H31V126H30ZM48 127H49V126H48ZM48 127H47V128H48ZM60 127H61V126H60ZM143 127H144V126H143ZM145 127H146V126H145ZM148 127H150L149 124H147V128H148ZM157 127H158V126H157ZM167 127H166V128H167ZM171 127H173V126H171ZM171 127H169V129H171ZM187 127H188V126H187ZM208 127H209V126H208ZM215 127H216V126H215ZM242 127H243V126H242ZM129 128H130V126H129ZM161 128H163V127L161 126ZM166 128H163V130L166 129ZM190 128H191V127H190ZM216 128H217V127H216ZM224 128H225V127H224ZM60 129H61V128H60ZM64 129H65V128H64ZM153 129H154V127L151 128V130H153ZM156 129H157V128L155 127L154 130H156ZM185 129L187 130L188 128H184V131H186ZM221 129H223V128H221ZM221 129H220V130H221ZM232 129H233V127H232ZM251 129H252V127H251ZM24 130H25V129H24ZM31 130H32V129H31ZM61 130H63V129H61ZM148 130H150V128H149ZM151 130L149 131V132H150V135H151V133H152ZM154 130H153V131H154ZM161 130H162V129H161ZM191 130H192V128H191ZM205 130H207V129H205ZM212 130H213V129H212ZM217 130H218V129H217ZM220 130H218V131H220ZM252 130H253V129H252ZM59 131H60V130H59ZM59 131H58V132H59ZM99 131H100V130H99ZM164 131H165V130H164ZM164 131H163V132H164ZM167 131H168V128H167V130H166V133H167L166 135H169L168 133H169V132L171 133L172 130H169L168 132H167ZM188 131H189V130H188ZM241 131H242V130H241ZM48 132H49V131H48ZM51 132H53V131H51ZM58 132H57V134H58ZM88 132H89V131H88ZM88 132H87V133H88ZM139 132H140V131H139ZM156 132H157L158 135H160L159 133H160L161 131L158 130V131H156ZM156 132H155V134H156ZM179 132H180V131H179ZM181 132H182V131H181ZM181 132L179 133L180 135L183 134V133L181 134ZM212 132H213V131H212ZM212 132H211V133H212ZM216 132H217V131H216ZM216 132H215V133H216ZM235 132H237V130H236ZM245 132H246V131H245ZM249 132H250V131H249ZM249 132H248V133H249ZM6 133H7V132H6ZM20 133H21V132H20ZM31 133H32V132H31ZM49 133H50V132H49ZM55 133H56V132H55ZM122 133H123V132H122ZM142 133H144V132H142ZM142 133H141V134H142ZM145 133L147 134V132H145ZM145 133H144V134H145ZM153 133H154V132H153ZM211 133H210V134H211ZM239 133H240V132H239ZM263 133H264V132H263ZM26 134H28V133H26ZM53 134H54V133H53ZM53 134H52V135H53ZM90 134H91V133H90ZM101 134H102V132H101ZM101 134H100V135H101ZM104 134H105V132H104ZM162 134H164V133H162ZM189 134H190V131H189ZM204 134H205V133H204ZM216 134H217V133H216ZM259 134H260V133H259ZM31 135H32V134H31ZM31 135H30V136H31ZM58 135H59V134H58ZM64 135H65V134H64ZM100 135H99V136H100ZM142 135H143V134H142ZM150 135H149V136H150ZM153 135H154V134H153ZM153 135H152V136H153ZM164 135H165V134H164ZM176 135H178V134H176ZM183 135H184V134H183ZM207 135H208V134H207ZM231 135H232V134H231ZM233 135H234V133H233ZM241 135H242V134H241ZM249 135H250V134H249ZM260 135H262V134H260ZM28 136H29V135H28ZM56 136H57V135H56ZM103 136H104V135H103ZM111 136H112V135H111ZM124 136H125V135H124ZM147 136H148V135H147ZM160 136H161V135H160ZM170 136H171V135H170ZM173 136H174V135H173ZM173 136H172V137H173ZM178 136H179V135H178ZM184 136H185V135H184ZM184 136H183V137H184ZM209 136H210V135H209ZM237 136H238V135H237ZM237 136H236V137H237ZM250 136H251V135H250ZM253 136H254V135H253ZM257 136H258V135H257ZM68 137H69V136H68ZM101 137H102V136H101ZM113 137H114V136H113ZM122 137H123V136H122ZM176 137H177V136H176ZM183 137H182V138H183ZM191 137H188V138H191ZM226 137H227V136H226ZM30 138H32V137H30ZM79 138H80V137H79ZM150 138H152V137L150 136ZM150 138H149V139H150ZM155 138H157V136H156ZM158 138H159V136H158ZM162 138H163V137H162ZM173 138H174V137H173ZM182 138H181V139H182ZM204 138L206 139L207 137H204ZM218 138H219V137H218ZM232 138H233V137H232ZM248 138H249V137H248ZM259 138H260V136H259ZM259 138H258V139H259ZM28 139H29V137H28ZM60 139H62V143H67L69 138L63 136V137L60 138ZM99 139L101 140L102 138L99 137ZM107 139H108V138H107ZM121 139H122V138H121ZM143 139H144V137H143ZM147 139H148V138H147ZM149 139H148V140L145 139V140H146V141H149ZM174 139H175V138H174ZM177 139H179V137H178ZM215 139H216V138H215ZM229 139H230V138H229ZM229 139L226 140V141L230 142ZM252 139H253V138H252ZM104 140H106V139H105V136H104ZM104 140H103V141H104ZM112 140H113V139H112ZM154 140H155V139H154ZM203 140H204V139H203ZM235 140H236V139H235ZM245 140H246V139H245ZM247 140H248V139H247ZM249 140H250V139H249ZM1 141H2V140H1ZM32 141H34V140L32 139ZM177 141H178V140H177ZM186 141H187V140H186ZM204 141H205V140H204ZM27 142H28V141H27ZM156 142H157V141H156ZM156 142H155V145H157ZM179 142H180V140H179ZM211 142H212V141H211ZM222 142H223V141H222ZM235 142H236V141H235ZM256 142H257V141H256ZM147 143H151V142H147ZM207 143H208V142H207ZM232 143H233V142H232ZM242 143H243V142H242ZM26 144H27V143H26ZM56 144H57V143H56ZM102 144H103V143H102ZM117 144H118V143H117ZM177 144H178V143H177ZM210 144H211V143H210ZM212 144H213V143H212ZM215 144H216V143H215ZM249 144H250V143H249ZM255 144H256V143H255ZM255 144H254V145H255ZM57 145H58V144H57ZM147 145H148V144H147ZM150 145H151V144H150ZM161 145H162V144H161ZM187 145H188V144H187ZM202 145H204L203 142H202ZM205 145H206V144H205ZM205 145H204V146H205ZM208 145H209V144H208ZM224 145H225V142H224ZM232 145H233V144H232ZM244 145H245V144H244ZM247 145H248V144H247ZM128 146H129V145H128ZM128 146L126 147V150H127ZM145 146H146V143H145ZM212 146H213V145H212ZM218 146H219V145H218ZM250 146H252V145H250ZM133 147H135V146H133ZM152 147H153V146H151V148H152ZM155 147H156V146H155ZM166 147H167V145H166ZM172 147H175V146L171 145V146L169 147V149L171 150ZM210 147H211V146H210ZM222 147H223V146H222ZM222 147H220L221 149L219 150V153H221L220 151H223V150L225 151V149L222 150ZM232 147H233V146H232ZM235 147H236V146H235ZM241 147H242V146H241ZM241 147H240V148H241ZM244 147H245V146H244ZM256 147H257V146H256ZM146 148H147V147H146ZM151 148L148 146L147 149H149V152H151V150H152ZM207 148H208V147H207ZM228 148H229V147H228ZM124 149H125V147H124ZM133 149H134V148H133ZM147 149H146V150H147ZM150 149H151V150H150ZM153 149H154V148H153ZM167 149H168V147H167ZM167 149H166V150H167ZM183 149H184V148H183ZM185 149H186V147H185ZM202 149H203V148H202ZM205 149H206V147H205ZM105 150H106V149H105ZM129 150H130V149H129ZM143 150H145V149H143ZM158 150H159V149H158ZM170 150H168L167 152H169ZM198 150H199V149H198ZM123 151H124V150H123ZM131 151H132V150H131ZM131 151H129V152H131ZM154 151H155V150H154ZM171 151H172V150H171ZM216 151H218V149H217ZM244 151H246V150H244ZM248 151H249V150H248ZM248 151H247V152H248ZM91 152H92V151H91ZM96 152H97V151H96ZM143 152H146V151H143ZM147 152H148V150H147ZM226 152H227V151H226ZM231 152H232V151H231ZM241 152H243V151L241 150ZM252 152H253V151H252ZM252 152H251V155H252ZM114 153H115V152H114ZM122 153H123V152H122ZM173 153H174V152H173ZM179 153H180V152H179ZM197 153H201V152H197ZM223 153H224V152H223ZM236 153H237V151H236ZM254 153L256 154V152H254ZM91 154H92V153H91ZM93 154H94V152H93ZM117 154H118V153H117ZM123 154H126V152L124 151ZM127 154H128V153H127ZM175 154H176V153H175ZM175 154H174L173 157H170V158H171V159H172V158L174 159V158L176 157ZM215 154H216V153H215ZM217 154H218V152H217ZM232 154L234 155V153H232ZM238 154H239V153H238ZM247 154H248V153H247ZM118 155H119V154H118ZM120 155H121V154H120ZM134 155H135V154H134ZM169 155H171V154H169ZM176 155H177V154H176ZM181 155H182V154H181ZM204 155H205V154H204ZM219 155H221V154H219ZM222 155H224V154H222ZM227 155H228V154H227ZM240 155H241V154H240ZM253 155H254V154H253ZM95 156H96V155H95ZM121 156H122V155H121ZM121 156H120V157H121ZM129 156H130V155H129ZM182 156H184V155H182ZM228 156H230V155H228ZM235 156H236V155H235ZM245 156H246V155H245ZM159 157H161V156H159ZM193 157H194V160H193ZM224 157L227 158V156H224ZM240 157H241V156H240ZM249 157H250V156H249ZM133 158H134V157H133ZM176 158H177V157H176ZM196 158H197V156H196ZM261 158H262V157H261ZM120 159H121V158H120ZM123 159H124V158H123ZM168 159H169V158H168ZM219 159H220V158H219ZM242 159H243V158H242ZM176 160H177V159H175V160L173 161L174 164L176 163ZM183 160H184V159H183ZM222 160H223V159H222ZM225 160H226V159H225ZM227 160H228V159H227ZM163 161H166V159L163 160ZM167 161H168V160H167ZM167 161H166V163L169 164V161H170V160H169L168 162H167ZM178 161H179L180 163L183 162L181 159L179 160V156H178ZM236 161H237V160H236ZM157 162H158V164H159V161H157ZM160 162H162V159H161ZM170 162H171V161H170ZM244 162H245V161H244ZM2 163H3V162H2ZM102 163H103V162H102ZM112 163H114V162H112ZM115 163H116V162H115ZM117 163H119V162H117ZM164 163H165V162H164ZM166 163H165V164H166ZM177 163H178V162H177ZM190 163H188V164H190ZM196 163H197V162H196ZM225 163H226V162H225ZM242 163H243V162H242ZM249 163H250V162H249ZM11 164H12V162H11ZM158 164H156V165H158ZM162 164H163V163H162ZM171 164H172V163H171ZM192 164H193V163H192ZM192 164H191V165H192ZM194 164H195V163H194ZM246 164H247V163H246ZM46 165H49V164H46ZM105 165H106V164H105ZM183 165H185V164H183ZM200 165H201V163H200ZM211 165H212V164H211ZM211 165H210V168H212ZM233 165H234V164H233ZM235 165H236V164H235ZM238 165H239V164H238ZM244 165H245V164H244ZM112 166H113V165H112ZM112 166H111V167H112ZM164 166H165V165H164ZM167 166H168V165H167ZM189 166H190V165H189ZM189 166H188V167H189ZM195 166H196V165H195ZM231 166H232V165H231ZM108 167H109V166H108ZM115 167H116V166H115ZM159 167H161V166H159ZM225 167H226V166H225ZM45 168H46V167H45ZM183 168L185 169L186 167L183 166ZM199 168H201V167H199ZM206 168H207V166H206ZM208 168H209V166H208ZM243 168H244V167H243ZM251 168H252V167H251ZM10 169H11V168H10ZM114 169H115V168H114ZM114 169H113V170H114ZM192 169H193V168H192ZM213 169H214V167H213ZM196 170H197V169H196ZM106 171H107V170H106ZM205 171H206V170H205ZM52 172H53V171H52ZM58 172H59V171H58ZM82 172H83V171H82ZM86 172H87V171H86ZM74 173H76V172L74 171ZM74 173H73V174H74ZM105 173H106V172H105ZM207 173H208V172H207ZM49 174H51V173H49ZM57 175H58V174H57ZM62 175H63V174H62ZM65 175H66V174H65ZM82 175H84V173H83ZM257 175H258V173H257ZM37 176H38V175H37ZM43 176H44V175H43ZM104 176H105V174H104ZM107 176H108L107 179L110 180V175H109V173H108ZM35 177H36V176H35ZM68 177H69V174H68L67 178H68ZM79 177H80V176H79ZM93 177H94V176H93ZM102 177H103V176H102ZM45 178H46V177H45ZM83 178H84V177H83ZM83 178H82V179H83ZM105 178H106V177H103L102 179L104 180ZM38 179H40V178H38ZM49 179H51V178H49ZM91 179H92V178H91ZM108 180H107V182H108ZM111 180H112V178H111ZM34 181H35V180H34ZM45 181H47V180H45ZM55 181H56V180H55ZM55 181H54V182H55ZM71 181H72V179H71ZM170 181H172V180H170ZM175 181H176V180H175ZM47 182H48V181H47ZM98 182H99V181H98ZM138 182H139V181H138ZM180 182H181V181H179V184H180ZM55 183H56V182H55ZM83 183H84V182H83ZM95 183H97V182H95ZM95 183H94V184H95ZM139 183H140V182H139ZM167 183H168V182H167ZM167 183H165V184H167ZM177 183H178V182H177ZM105 184H106V183H105ZM65 185H67V183H66ZM107 185H108V184H107ZM136 185H137V183H136ZM136 185H134V186H136ZM167 185H169V184H167ZM167 185H166V186H167ZM174 185H175V183H174ZM176 185H178V184H176ZM183 185H184V184H183V182H182V186H183ZM47 186H48V185H47ZM53 186H54V185H53ZM84 186H85V185H84ZM93 186H94V185H93ZM102 186H104V185H102ZM139 186H140V185H139ZM192 186H193V185H192ZM198 186H199V185H198ZM90 187L92 188V186H90ZM95 187H96V185H95ZM100 187H101V186H100ZM104 187H106V186H104ZM107 187H108V186H107ZM107 187H106V188H107ZM137 187H138V186H137ZM167 187H168V186H167ZM172 187H173V186H172ZM178 187H179V186H178ZM185 187H186V186H185ZM194 187L197 188L196 186H194ZM91 188H90V189H91ZM106 188H105V189H106ZM168 188H169V187H168ZM195 188H193V189L195 190ZM202 188L204 189V187H202ZM206 188H207V187H206ZM20 189H21V188H20ZM20 189H19V190H20ZM45 189H46V188H45ZM45 189H44V190H45ZM134 189H135V188H134ZM172 189H173V188H172ZM191 189H192V188H191ZM199 189H200V188H198V191H196V192H198V194H199V191H200ZM207 189H208V188H207ZM207 189H206V190H207ZM56 190H57V189H56ZM86 190H87V189H86ZM178 190L182 192L181 189H178ZM184 190H186V189H183V191H184ZM187 190H188V189H187ZM189 190H190V189H189ZM194 190H193V191H194ZM217 190H218V189H217ZM221 190H222V189H221ZM223 190H224V189H223ZM42 191H43V189H42ZM60 191H61V190H60ZM65 191H66V190H65ZM92 191H93V190H92ZM136 191H137V190H136ZM193 191H192V192H193ZM208 191H209V190H208ZM56 192H57V191H56ZM74 192H77V191L75 190ZM74 192H73V193H74ZM79 192H80V191H79ZM102 192H104V190H102ZM105 192H106V191H105ZM105 192H104V193H105ZM107 192H108V191H107ZM107 192H106V193H107ZM184 192H185V191H184ZM203 192H204V191H200V193H202V195H204ZM213 192H214V191H213ZM215 192H216V191H215ZM218 192H219V191H217V194H218ZM225 192H226V191H221V192H219V194L217 195V198H215L216 196L214 197V198H215V200H214L215 205H214V206H215V212H216L215 216H217L218 214L220 215V217H221V215H222V216H223V215H226V214H224V212L227 213V211H225V210L223 209V206L221 207V205L223 204V203H221V201L223 202L224 199H227V202H230L232 205H234V207L237 208V211H238L239 213H243V214L246 215V214H248L250 208H251V210H252V207L250 206V204L247 203V199H248V198L246 199V202L244 201L245 198H244V199L242 198L244 195L241 197L240 194L237 195V194H234V193L232 194V193L229 192V193L231 194V195H230L229 193L227 194V193H225ZM227 192H228V191H227ZM23 193H24V191H23ZM62 193H64V192H62ZM67 193H68V191H67ZM67 193H66V194H67ZM91 193H92V192H91ZM190 193H191V192H190ZM193 193H194V192H193ZM204 193H205V192H204ZM207 193H208V192H207ZM207 193H206V194H207ZM39 194H40V193H39ZM48 194H49V193H48ZM66 194H65V195H66ZM79 194H80V193H79ZM79 194H78V195H79ZM183 194H184V193H183ZM208 194H209V193H208ZM41 195H43V194H41ZM68 195H69V194H68ZM210 195H211V197H212L213 194L210 192ZM258 195H259V194H258ZM261 195H262V194H261ZM53 196H54V195H53ZM88 196H89V195H88ZM184 196H185V195H184ZM193 196H194V195H193ZM195 196H196V195H195ZM199 196H201V195L199 194ZM204 196L206 197V195H204ZM207 196H209V195H207ZM39 197H40V196H39ZM201 197H203V196H201ZM209 197H210V196H209ZM209 197H208V198H209ZM245 197H246V196H245ZM255 197H256V196H255ZM257 197H258L257 199L261 198L260 195L257 196ZM33 198H34V197H33ZM53 198H54V197H53ZM59 198H60V197H59ZM69 198H70V197H69ZM85 198H86V196H85ZM199 198H200V197H199ZM38 199H39V198H38ZM43 199H44V198H43ZM55 199H56V197H55ZM66 199H67V198H66ZM72 199H73V198H72ZM87 199L90 200V197L87 198ZM257 199H256V202H257ZM36 200H37V198H36ZM46 200H47V198H46L45 200H43V201L45 202ZM56 200H57V199H56ZM60 200H61V199H60ZM83 200H84V199H83ZM85 200H86V199H85ZM124 200H125V199H124ZM159 200H160V199H159ZM204 200H205V199H204ZM212 200H213V198H212ZM212 200H209V202L212 201ZM254 200H255V199H254ZM41 201H42V200H41ZM47 201H48V200H47ZM86 201H87V200H86ZM108 201H109V200H108ZM143 201H144V200H143ZM162 201H163V200H161V205L164 203L165 200L163 201V203H162ZM187 201H188V200H187ZM187 201H186V202H187ZM224 201H225V200H224ZM258 201H260V203L262 202V203H263V206H264V197H262V199H260V200H258ZM63 202H65V201H63ZM76 202H77V201H76ZM83 202L85 203V201H82L81 203L83 204ZM149 202H151V201H149ZM156 202H157V200H156ZM206 202H207V201H206ZM225 202H226V201H225ZM225 202H224V204L227 205V204H226L227 202H226V203H225ZM41 203H42V202H41ZM41 203H40V204H41ZM87 203H88V201H87ZM220 203H221V204H220ZM43 204H44V203H43ZM59 204H60V203H59ZM133 204H134V203H133ZM143 204L146 205V203H143ZM147 204H148V203H147ZM156 204H157V203H156ZM156 204H155V205H156ZM158 204H159V202H158ZM158 204H157V205H158ZM171 204H172V203H171ZM181 204H182V203H181ZM192 204H193V203H192ZM224 204H223V205H224ZM41 205H42V204H41ZM60 205H61V204H60ZM65 205H66V204H65ZM65 205L62 204L61 208H62L63 206H64V208H65ZM68 205H69V204H68ZM83 205H84V204H83ZM83 205H82V207H83ZM126 205H127V204H126ZM128 205H129V204H128ZM134 205H136V204H134ZM145 205H144V206H145ZM155 205H154V206H155ZM174 205H175V204H174ZM174 205H173V206H174ZM208 205H209V204H208ZM208 205H207V206H208ZM251 205H252V204H251ZM56 206H57V208H58V205H56ZM69 206H70V205H69ZM80 206H81V205H80V203H79V207H80ZM85 206H86V205H85ZM114 206H115V205H114ZM130 206H131V205H130ZM137 206H138V205H137ZM149 206H151V203L147 206V208H148ZM152 206H153V203H152ZM152 206H151V208H152ZM176 206H177V205H176ZM176 206H175V207H176ZM183 206H184V203H183ZM185 206H186V205H185ZM185 206H184V207H185ZM205 206H206V203H205ZM212 206H213V205H212ZM212 206L209 205V206H208L209 208L207 207V208H208V209H207V210H208V213H210V212H209L210 210L214 211V210H213L214 207L212 208ZM228 206H231V205L229 204ZM263 206H262V207H263ZM31 207H33V206H31ZM34 207H35V206H34ZM38 207H39V206H38ZM128 207H129V206H128ZM131 207H132V206H131ZM142 207H143V205H142ZM145 207H146V206H145ZM170 207H171V206H170ZM180 207H181V206H180ZM224 207H227V206H224ZM231 207H233V206H231ZM249 207H250V208H249ZM29 208H30V207H29ZM39 208H40V207H39ZM43 208H44V207H43ZM57 208H56V209H57ZM114 208H116V207H114ZM135 208H136V207H135ZM172 208L174 209V207H172ZM204 208H205V207H204ZM210 208H211V209H210ZM228 208L231 209L230 207H228ZM53 209H54V208H53ZM67 209H68V208H67ZM143 209H144V208H143ZM149 209H150V208H149ZM152 209H154V208H152ZM158 209H159V208H158ZM175 209H176V208H175ZM205 209H206V208H205ZM35 210H36V209H35ZM60 210H61V209H59V211H60ZM71 210H72V209H71ZM79 210H80V212H81V209H79ZM79 210H78V212H79ZM100 210H101V209H100ZM147 210H148V209H147ZM155 210H157V207H156V209H154V211H155ZM234 210H235V209H234ZM251 210H250V211H251ZM57 211H58V210H57ZM61 211L63 212V210H61ZM65 211H66V210H65ZM96 211H97V210H96ZM103 211H104V210H103ZM168 211H170V210H168ZM168 211H167V213H168ZM203 211H204V210H203ZM66 212H67V211H66ZM75 212H76V211H75ZM145 212H146V211H145ZM206 212H207V211H206ZM26 213H28V212H26ZM35 213H36V212H35ZM108 213H109V212H108ZM150 213H151V212H150ZM182 213H183V212H182ZM182 213H181V214H182ZM239 213H238V214H239ZM249 213H251V212H249ZM14 214H15V213H14ZM38 214H39V213H38ZM45 214H46V213H45ZM56 214H57V212H56ZM61 214H62V213H60V215H61ZM64 214H66V213L64 212ZM64 214H62L61 216L64 217V216H65ZM74 214H75V213H74ZM76 214H77V213H76ZM76 214H75V216H76ZM79 214H80V213H79ZM81 214H82V213H81ZM154 214H155V213H154ZM154 214H152V215H154ZM170 214H171V213H170ZM173 214H174V213H173ZM238 214H237V215H238ZM35 215H36V214H35ZM41 215H42V214H41ZM53 215H54V214H53ZM58 215H59V214H58ZM113 215H114V214H112V216H113ZM127 215H128V214H127ZM213 215H214V214H213ZM219 215H218V217H219ZM43 216H44V215H43ZM114 216H115V215H114ZM124 216H125V215H124ZM210 216H211V215H210ZM25 217H26V216H25ZM35 217H36V216H35ZM55 217H56V216H55ZM77 217H79V216H77ZM77 217H76V218H77ZM99 217H100V216H99ZM127 217H128V216H127ZM166 217H167V215H166ZM183 217H184V216H183ZM205 217H206V216H205ZM212 217L214 218V216H212ZM225 217H226V216H224V218H223V217H222V218L225 219ZM263 217H264V216H263ZM71 218H72V219L74 218L73 215H72ZM102 218H103V217H102ZM161 218H162V217H161ZM237 218H238V217H237ZM254 218H255V217H254ZM36 219H37V218H36ZM74 219H75V218H74ZM98 219H99V218H98ZM112 219H113V218H112ZM208 219H209V218H208ZM228 219H230V218L228 217ZM260 219H261V218H260ZM262 219H263V218H262ZM165 220H166V219H165ZM180 220H181V219H180ZM183 220H184V218H183ZM226 220H227V218H226ZM230 220H231V219H230ZM156 221H157V220H156ZM184 221H185V220H184ZM210 221H211V220H210ZM258 221H259V220H258ZM263 221H264V220H263ZM33 222H34V221H33ZM74 222H75V221H74ZM163 222H164V221H163ZM224 222H226V221H224ZM227 222H228V221H227ZM1 223H2V222H1ZM34 223H35V222H34ZM68 223H69V222H68ZM110 223H111V222H110ZM180 223L185 224L182 220H181ZM207 223H209V222H207ZM228 223H230V222H228ZM233 223H234V222H233ZM235 223H237V222L235 221ZM235 223H234V225H235ZM258 223H260V222H258ZM38 224H39V223H38ZM72 224H73V223H72ZM120 224H121V223H120ZM159 224H160V223H159ZM162 224H163V223H162ZM231 224H232V222H231ZM74 225H75V223H74ZM165 225H166V224H165ZM185 225H186V224H185ZM226 225H227V224H226ZM229 225H230V224H228V226H229ZM37 226H38V225H37ZM39 226H40V225H39ZM121 226H122V224H121ZM181 226H182V225H181ZM224 226H225V225H224ZM228 226H226V227H227V229L225 228L226 230L230 229V228H228ZM66 227H67V224H66ZM69 227H70V226H69ZM157 227H158V226H157ZM178 227H180V224H179ZM183 227H184V226H183ZM211 227H212V226H211ZM230 227H231V225H230ZM232 227H233V226H232ZM263 227H264V226H263ZM37 228H38V227H37ZM154 228H155V227H154ZM181 228H182V227H180V229H181ZM222 228H223V227H222ZM235 228H236V227H235ZM31 229L33 230V228H31ZM107 229H108V228H107ZM129 229H130V228H129ZM129 229H128V230H129ZM152 229H153V228H152ZM157 229H158V228H157ZM159 229H160V228H159ZM159 229H158V230H159ZM163 229H164V228H163ZM176 229H177V227L175 228V230H176ZM225 229H224V232H227V231H225ZM69 230H70V229H69ZM158 230H157V231H158ZM178 230H179V229H178ZM178 230H177V231H178ZM235 230H236V232H235L236 234H233V235H235V238H236V237H239V235H240L241 232H240V229H239V231H238V229H235ZM235 230H234V231H235ZM259 230H261V229H259ZM129 231H130V230H129ZM180 231H181V230H180ZM180 231H179V232H180ZM33 232H34V230H33ZM117 232H118V231H117ZM152 232H153V231H152ZM224 232H223V233H224ZM260 232H261V231H260ZM262 232H263V231H262ZM262 232H261V233H262ZM155 233H156V232H155ZM221 233H222V232H221ZM153 234H154V233H153ZM181 234H182V233H181ZM181 234H179V235H181ZM246 234L248 235V233H246ZM115 235H116V234H115ZM165 235H166V236H164L165 238H163V239H164V241H163L164 243L161 244L160 247H159V246L157 247V248H159V251L162 253V254H161V253L159 252L160 256L163 255V256L159 257V258H161L162 260H161V259H160V260L158 259V261H160L159 264H162L161 262H163V260L166 259V257H168V255H172L171 253H173V252L176 250V249H175V248H176V245L181 241V237L178 236V234L174 231V229H171L170 231L168 230V232H167ZM219 235H220V234H219ZM253 235L255 236V234H253ZM94 236H95V235H94ZM113 236H114V235H113ZM154 236H155V235H154ZM215 236H216V235H215ZM240 236H241V235H240ZM263 236H264V235H263ZM35 237H36V236H35ZM183 237H184V234H183ZM187 237H188V236H187ZM203 237H204V236H203ZM116 238H117V237H116ZM155 238H156V237H155ZM217 238H218V237H217ZM239 238H240V237H239ZM251 238H252V237H251ZM95 239H96V238H95ZM183 239H184V238H183ZM185 239H186V238H185ZM185 239H184V241H185ZM192 239H193V238H192ZM203 239H204V238H203ZM203 239H202L201 241H203ZM212 239H213V238H212ZM212 239H211V240H212ZM260 239H261V237H260ZM262 239H263V241H262V242H263V245H262L263 249H262V251H263V254H264V238H262ZM85 240H86V239H85ZM187 240H188V243H189V240L191 241L190 236H189V238H187ZM213 240H214V239H213ZM87 241H88V240H87ZM98 241H99V240H98ZM98 241H97V242H98ZM105 241H106V240H105ZM216 241H217V240H216ZM256 241H257V240H256ZM83 242H84V241H83ZM83 242H82V243H83ZM85 242H86V241H85ZM97 242H96V243H97ZM247 242H248V241H247ZM262 242L260 241V243H262ZM122 243H123V242H122ZM180 243H181V242H180ZM215 243H217V242H215ZM255 243H256V242H255ZM257 243H259V242H257ZM257 243H256V244H257ZM224 244H225V243H224ZM226 244H227V243H226ZM228 244H229V243H228ZM230 244H231V243H230ZM99 245H100V244H99ZM154 245H155V244H154ZM157 245H158V244H157ZM181 245H182V244H181ZM189 245H191V244L189 243ZM257 245H258V244H257ZM88 246H89V245H88ZM102 246H103V245H102ZM109 246H110V245H109ZM109 246H108V247L105 246L106 248H102V247L100 246L99 250L104 249L105 252H101V253H104V254H106V255H110V254H112V252H114V250L109 251V250H108V249H109ZM179 246H180V245H179ZM179 246H178V247H179ZM242 246H243V245H242ZM148 247H149V246H148ZM253 247H254V246H251L250 248H247V249H249L248 252H249V251L251 252V251L253 250ZM258 247H259V246H258ZM96 248H97V247H96ZM116 248H117V247H116ZM260 248H261V246H260ZM19 249H20V248H19ZM19 249H18V250H19ZM85 249H86V248H85ZM114 249H115V247H114ZM117 249H118V248H117ZM216 249H219V248H216ZM242 249H243V248H242ZM16 250H17V249H16ZM24 250H26V248H25ZM96 250H97V249H96ZM96 250H95V251H96ZM155 250H156V249H155ZM254 250H255V249H254ZM97 251H98V250H97ZM153 251H154V250H153ZM153 251L151 250V252H153ZM177 251H178V249H177ZM230 251H231V250H230ZM234 251H235V250H234ZM255 251H256V250H255ZM258 251H261V250H258ZM17 252H19V251H17ZM17 252H16V253H17ZM89 252H90V251H89ZM99 252H100V251H99ZM146 252H147V250H146ZM154 252H155V251H154ZM167 252H169L170 254L168 253L167 256H165L164 254H166ZM218 252H219V251H218ZM246 252H247V250H246ZM101 253H100V254H101ZM156 253H158V251H157ZM251 253H252V252H251ZM260 253H261V252H260ZM17 254H18V253H17ZM21 254H22V253H21ZM90 254H91V253H90ZM97 254H98V253H97ZM100 254H98V255H100ZM174 254H175V253H173V256H174ZM237 254H238V253H237ZM252 254H253V253H252ZM257 254H258V252H257ZM18 255H19V254H18ZM71 255H72V254H71ZM91 255H93V254H91ZM135 255H137V254H135ZM152 255H153V254H152ZM232 255H233V254H232V252H231V256H232ZM101 256H102V255H101ZM155 256L158 258V254L155 255ZM164 256H165V258H163ZM175 256H176V254H175ZM226 256H227V255H226ZM236 256H237V255H236ZM239 256H240V255H239ZM243 256H244V255H243ZM249 256H250V255H249ZM256 256H257V255H256ZM256 256L254 255L253 257H256ZM258 256H259V255H258ZM17 257H18V256H17ZM148 257H149V256H148ZM153 257H154V255H153ZM153 257L151 256V259H152ZM169 257H170V256H169ZM232 257H233V256H232ZM262 257H263V256H262ZM90 258H91V257H90ZM102 258H103V257H102ZM102 258H100V259H102ZM105 258H106V257H105ZM135 258H136V257H135ZM172 258H174V257H172ZM176 258H177V257H176ZM225 258H226V257H225ZM229 258H230V257H229ZM229 258H228V259H229ZM257 258H258V257H257ZM257 258H256V259H254V258H250V260H249V261H246L245 263L249 262V264H250V263H251V264H262V261H263V260L259 261L260 259H259V258L257 259ZM10 259H11V258H10ZM13 259H14V258H13ZM13 259H12V260H13ZM87 259H88V258H87ZM94 259L96 260V258H94ZM94 259H93V260H94ZM100 259H99V260H100ZM116 259H117V258H116ZM151 259L149 258V261H150ZM169 259L171 260V257L168 258V260H169ZM174 259H175V258H174ZM219 259H220V258H219ZM219 259H218V260H219ZM242 259H244V258H242ZM12 260H11V261H12ZM14 260H15V259H14ZM84 260H85V258H84ZM166 260H167V259H166ZM172 260H173V259H172ZM21 261H22V260H21ZM89 261H90V260H89ZM118 261H119V259H118ZM151 261H152V260H151ZM151 261H150L149 263H151ZM153 261H156L155 263H157V260H156V259L153 260ZM13 262H14V261H13ZM13 262H12V263H13ZM96 262H97V261H96ZM98 262H99V261H98ZM165 262H166V261H164L163 263L165 264ZM169 262H171V261H169ZM215 262H216V261H215ZM10 263H11V262H10ZM18 263L20 264L21 262L19 261ZM18 263H17V264H18ZM94 263H95V262H94ZM111 263H112V262H111ZM153 263H154V262H153ZM153 263H152V264H153ZM166 263H167V262H166ZM263 263H264V262H263ZM13 264H14V263H13ZM15 264H16V263H15ZM95 264H96V263H95ZM108 264H109V263H108ZM112 264H113V263H112Z\"/></svg>","mask_w":264,"mask_h":264}]
</instances>
